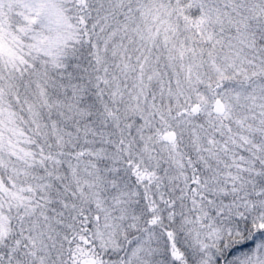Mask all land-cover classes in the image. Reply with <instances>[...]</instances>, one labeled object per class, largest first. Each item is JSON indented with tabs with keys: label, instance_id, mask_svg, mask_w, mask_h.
<instances>
[{
	"label": "snow or ice",
	"instance_id": "6c2138e0",
	"mask_svg": "<svg viewBox=\"0 0 264 264\" xmlns=\"http://www.w3.org/2000/svg\"><path fill=\"white\" fill-rule=\"evenodd\" d=\"M0 264H264V0H0Z\"/></svg>",
	"mask_w": 264,
	"mask_h": 264
}]
</instances>
